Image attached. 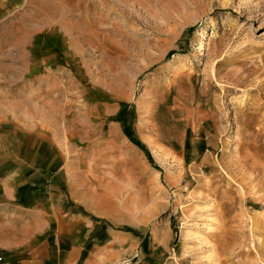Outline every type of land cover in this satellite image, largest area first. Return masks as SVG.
<instances>
[{"label": "rangeland", "instance_id": "rangeland-1", "mask_svg": "<svg viewBox=\"0 0 264 264\" xmlns=\"http://www.w3.org/2000/svg\"><path fill=\"white\" fill-rule=\"evenodd\" d=\"M1 127L125 175L127 264H264V0H0Z\"/></svg>", "mask_w": 264, "mask_h": 264}, {"label": "crops", "instance_id": "crops-1", "mask_svg": "<svg viewBox=\"0 0 264 264\" xmlns=\"http://www.w3.org/2000/svg\"><path fill=\"white\" fill-rule=\"evenodd\" d=\"M42 134L0 128V264L119 263L139 244L125 175L92 160L78 172Z\"/></svg>", "mask_w": 264, "mask_h": 264}, {"label": "built area", "instance_id": "built-area-1", "mask_svg": "<svg viewBox=\"0 0 264 264\" xmlns=\"http://www.w3.org/2000/svg\"><path fill=\"white\" fill-rule=\"evenodd\" d=\"M128 262H125L124 260L120 263H117V264H127Z\"/></svg>", "mask_w": 264, "mask_h": 264}]
</instances>
